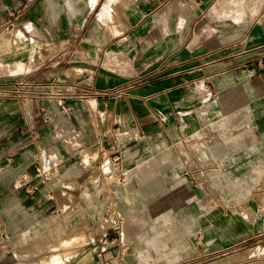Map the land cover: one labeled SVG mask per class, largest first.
Segmentation results:
<instances>
[{
    "label": "rangeland",
    "instance_id": "obj_1",
    "mask_svg": "<svg viewBox=\"0 0 264 264\" xmlns=\"http://www.w3.org/2000/svg\"><path fill=\"white\" fill-rule=\"evenodd\" d=\"M160 1L0 0V96H17L30 111L33 104L37 116L45 106L55 122L47 129L68 148L77 144L74 130L57 101L73 100L77 86L88 89L95 75H103L96 78L101 85L122 90L150 79L135 75L138 65L161 68L154 83L161 91L174 86L179 95L156 109L164 124L152 127L147 150L136 157L109 146L83 148V172L67 166L49 179L61 160L51 144L36 155L42 182L29 190L22 188L24 178L9 185L23 158L0 157V264H264V171L258 164L264 135L254 108L262 107L257 102L264 94L252 87L235 43L237 32L263 12L264 0H256L257 13L249 9L253 0L176 1L175 10L193 21L189 39L196 54L204 52L206 39L215 51L196 58L185 51L161 64L153 50L139 64L135 39L149 37L153 45L171 36ZM17 86L20 91L12 90ZM80 97L84 108L98 111L89 95ZM136 135L137 128L117 130L120 141ZM248 170L254 182L245 194L238 182ZM176 182L193 197L166 205L158 222L152 216L159 214L162 193H176ZM233 224L244 234L228 230ZM254 248L262 250L244 256Z\"/></svg>",
    "mask_w": 264,
    "mask_h": 264
},
{
    "label": "crops",
    "instance_id": "obj_2",
    "mask_svg": "<svg viewBox=\"0 0 264 264\" xmlns=\"http://www.w3.org/2000/svg\"><path fill=\"white\" fill-rule=\"evenodd\" d=\"M176 1L179 2V0H161L159 2V5L163 4L161 8L167 15V26L171 32L168 39L152 45L148 42L151 39L147 37V40L142 41L135 39L132 44H135L134 56L139 64L141 61L145 62L146 55L152 53L153 50L156 51V58L160 60L161 64L170 62V59L179 58L185 51L188 52L190 58H196L197 55L210 57L215 51L217 46L212 42L207 46L208 41L206 39L201 44L204 52L196 54L194 47L190 45L191 39H189L192 35L190 29L193 21L191 16L175 10L177 9ZM205 1L207 0H203V2ZM235 43L238 49L236 54L241 59V66L248 68L249 77L254 82L252 87L264 94V10L248 29L237 32ZM160 71L164 72V69L145 70L138 65L135 69V75L144 76L148 74L150 79L136 85L129 84L130 86L122 90L116 88L112 90V87L117 86L116 84L105 85L102 83L101 85L100 80L96 78H101L102 74L93 76V85L89 86L88 89L80 85L77 86L76 91L79 90L80 94L86 93L90 99L95 100L98 111L84 108V100L80 94L75 95L73 100H69L68 97L59 99L57 109L61 115L69 118V125L74 130L72 140L77 144L71 148L58 140L56 134L52 133V129H47L48 125H55V122L47 116L45 106L39 108L44 112L39 111L37 116L33 104H31L32 111H30L18 100L17 96H0V157L3 159L6 156L8 160L23 158L19 170L14 168L13 174L15 176L10 180V183L7 182L10 187L14 188L15 184L23 178L22 188L29 190L40 186L42 173L39 171V166H34L33 163L37 162L36 155L39 150L41 148L46 149L51 144L56 145L61 160L56 167L53 166L49 169L48 177H46L49 179L54 176L55 170L59 173L65 170L67 166H71L70 168L77 173L83 172L84 169L81 166L83 148L90 151L94 148L100 149L109 146L113 150L117 148L122 150L125 155L128 151L127 155L131 157H136L141 152H145L149 146L148 140L153 137L154 129L152 127L164 124V120L158 115L156 109L164 110L166 103L175 102L174 98L178 99L179 96L177 92H174V86L162 91L160 87H157L153 80L157 76L156 73ZM195 71L194 69L183 70L185 74L187 72L189 75ZM176 73H180V71ZM202 77L207 76L203 74ZM20 88L17 86L12 90L20 91ZM84 90L87 91L84 92ZM37 100L40 101L39 98ZM68 101H71L73 105L69 106ZM257 103L262 107L254 106L255 109H258V112L255 113V122L258 128L262 126V130L260 132L259 129V132L264 135V112H260L261 109L264 110V102L258 101ZM121 126H127L130 130L137 128V135L124 141L118 140L117 130ZM123 146H125L124 149ZM0 194L3 195L2 192ZM202 220L205 221V218ZM228 230L233 234L236 232L237 235H242L245 231L243 226L238 227L234 224L232 227L229 226Z\"/></svg>",
    "mask_w": 264,
    "mask_h": 264
},
{
    "label": "bare ground",
    "instance_id": "obj_3",
    "mask_svg": "<svg viewBox=\"0 0 264 264\" xmlns=\"http://www.w3.org/2000/svg\"><path fill=\"white\" fill-rule=\"evenodd\" d=\"M246 1V0H245ZM248 1V0H247ZM252 3V2H251ZM258 1H254L253 3L249 6V9L254 12L257 13L258 12V6H257ZM108 13V11H105V15ZM109 16V15H107ZM162 22V21H161ZM155 26V25H154ZM158 31V30H157ZM34 47V46H33ZM32 48V47H31ZM33 49V48H32ZM235 142L232 139H228V145L229 148L233 149ZM234 154V153H233ZM203 158L206 156L205 152H202ZM167 156V155H166ZM260 165L259 169L261 171H264V159H262L261 162L258 163ZM245 175H243L240 178V182L239 183V191L243 192V193H248L250 191V189L253 187V182H254V178L252 177V175H250V170H248ZM177 183V182H176ZM177 187L175 189L176 193L174 191H169L166 190L162 193V199L163 202L160 203L161 209L159 211V214H154V216H152V218H155L158 220V222H161L162 220L165 219V214H166V209L165 206L168 205L169 207L174 206L175 204V200H180L183 198H187V199H191L193 197L192 193L190 191H187L185 189V187L179 183H177ZM228 185H226L225 187L227 188ZM154 210V208H152V211ZM193 218V217H192ZM194 220V219H193ZM186 221V220H185ZM189 223V222H188ZM187 223V225H188ZM186 226V225H185ZM161 231V230H160ZM180 235V234H179ZM183 236V235H182ZM181 236V237H182ZM161 245L165 246V242L160 241ZM261 248H254V249H249L246 251L245 255L246 257H250L252 255L255 254H259L261 252ZM146 256H149L148 253H146ZM176 256L172 255L169 256V260H173L175 259ZM244 263V262H243ZM174 264V263H173ZM233 264V263H232Z\"/></svg>",
    "mask_w": 264,
    "mask_h": 264
},
{
    "label": "built area",
    "instance_id": "obj_4",
    "mask_svg": "<svg viewBox=\"0 0 264 264\" xmlns=\"http://www.w3.org/2000/svg\"><path fill=\"white\" fill-rule=\"evenodd\" d=\"M117 152V151H116ZM118 154L117 155H115L114 157H115V160H118L119 159V156H121L120 155V152H117Z\"/></svg>",
    "mask_w": 264,
    "mask_h": 264
}]
</instances>
